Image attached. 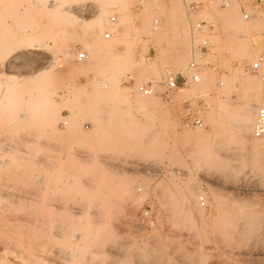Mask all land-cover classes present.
Wrapping results in <instances>:
<instances>
[{
    "label": "rangeland",
    "instance_id": "374dc122",
    "mask_svg": "<svg viewBox=\"0 0 264 264\" xmlns=\"http://www.w3.org/2000/svg\"><path fill=\"white\" fill-rule=\"evenodd\" d=\"M2 1L0 6L6 2ZM22 1L9 0L4 5L15 9ZM97 2L88 0L84 9L78 7L75 16L79 15L72 21H55V35L47 40L49 48L20 45L14 55L25 54L26 59L10 65L7 58L0 57V76L24 79L47 66L50 58H56L53 70L71 79L64 75L65 84L70 81L69 88L76 83L87 89L60 114H71L77 104L85 107L76 117L88 132L53 134L21 123L9 129L0 121V144L5 146L4 151L0 148V161L7 164L0 167V252L5 251L0 253V264L13 260L15 264H264V151L252 150L238 141L232 134L235 128L227 125L221 127L227 130L226 136H219L212 144L200 139V135L214 131L210 103L222 88V77L231 78L226 81L224 93L232 103L224 115L235 122L247 100L248 88L241 74L259 79L264 72L251 71V62L241 55L247 41L255 38L261 46L258 54L264 55V0H228L227 6L218 0H122L118 6H109L110 11L102 18L100 39H94L77 21L90 22ZM191 5L197 8L192 11ZM229 10H233L232 16L241 15L256 25L250 30L242 23L246 25L234 26L231 35L225 34L224 22L228 18L224 14ZM4 15L6 24L11 22L17 29L16 22ZM112 16L115 22H111ZM48 17L41 14L44 22L49 21ZM200 21L205 22L203 31L196 29ZM109 26L125 33L126 41L119 39L122 35L115 36ZM4 30L0 34L7 35ZM245 31L247 36L238 39L237 35H246ZM106 32L110 33L108 38ZM214 36H219L220 42ZM205 41L207 47L200 48ZM102 42L106 49L101 47ZM78 51L87 53L94 68L70 74L67 69L78 63ZM182 57L185 61L177 63ZM110 58L131 60L118 73L122 87L135 83L153 87L155 99L147 109L130 106L122 97L104 103L89 96L92 82L96 80L103 86L110 81L104 76ZM137 62L155 64L153 72L139 71ZM190 62L195 63L193 69L189 68ZM203 70L213 72L209 91L177 101V91L167 90L168 77H176L178 87L187 90L195 83L192 76ZM30 89L34 91L35 85ZM69 90L58 89L53 98H64ZM259 100L260 97L256 106ZM188 107L195 109L202 126L183 125ZM166 112L172 114L171 119L165 118ZM57 126L63 129L62 120ZM184 128L196 138L182 139L179 134ZM17 163L21 168L10 169ZM61 172L68 173L66 178L74 181L59 183ZM190 190L204 192L202 209L190 196ZM144 210L149 211V218L140 225L137 217ZM33 227L38 232L32 231ZM46 231L53 234L47 241ZM87 231L93 236L92 247L79 246L83 257L67 258L71 241L82 243L76 236ZM41 233L45 235L43 239ZM88 251L92 253L86 255ZM30 252L38 255L31 258ZM97 252L99 257L94 254Z\"/></svg>",
    "mask_w": 264,
    "mask_h": 264
},
{
    "label": "bare ground",
    "instance_id": "6f19581e",
    "mask_svg": "<svg viewBox=\"0 0 264 264\" xmlns=\"http://www.w3.org/2000/svg\"><path fill=\"white\" fill-rule=\"evenodd\" d=\"M8 1L9 0H6L7 3H8ZM20 1H22V0H20ZM23 1H22V4H20L19 7H16L15 9H10V5H4L6 2L3 4V6H2V4L0 6V8L2 7L0 9V23H1L0 26H2V27H0V30L2 31V28H3V30L5 29L4 31L7 32V35L0 34V35H2V36H0L2 38V39L0 38V57L3 56L2 57L3 59L7 58L6 60H7V63L9 65L11 63L13 64L14 62L16 63L18 61H22V60L26 59L25 54L14 55L15 49H17V47L20 45H24V44L29 45L31 47H34L35 49H39L40 47H42V49L43 48H49L50 46L48 47L47 40L52 38L55 35V31L53 30L55 21H57V20L62 21V22L72 21L75 17H78V15H79V14L78 15L76 14V16H75V12H76L75 10L78 7L79 8L82 7L84 9V7H86L85 5L88 2V0H23ZM121 1L122 0H98L96 5H94L95 16L90 22L83 24L82 21L81 22L77 21V19H76V21L79 25L83 26L86 29L89 36H93L94 39H98V38L100 39L99 33L101 32V29L103 27V23H102L103 16L110 11V8H109L110 5H117L118 6V4ZM218 2L220 3V0H218ZM13 3H15V2H13ZM225 3L226 4L224 6H227L228 0H225ZM212 6H214V8H215V4L212 3ZM123 10H124V8L121 9V12H123ZM1 11H2V13H1ZM4 14H6V16L9 15L10 19L12 18L13 19L12 21L16 22V24L18 25L17 29L19 30L21 35L18 34L19 33L18 31H17L18 35L14 32L17 29L14 26L15 27V30H14V28L10 25L11 22L9 23V25L6 24V20H4V16H5ZM41 14L47 15V17L49 16L48 17L49 21H47V22L42 21ZM232 14H234L233 10H229V11L225 12V14H224L228 18L224 22L225 27L223 28V32L225 34L230 33V31H231L230 29H232V27L241 25L242 23H246L250 30H251V28H253L256 25V24H252L249 21H246L245 19H243L241 17V15L236 14V15L232 16ZM126 18H128V17L126 16ZM122 20H124L123 17H121L120 23H122ZM115 21H116V18H115ZM246 24H244V25H246ZM244 25L242 24V26H244ZM55 28H56V26H55ZM58 28H60V27H58ZM108 28L113 32V34L115 36L122 35L121 37H119L120 40L126 41V38L124 37L125 33L120 34V30L117 29L116 27L109 26ZM66 31L68 32L67 29H66ZM66 31H65V33H66ZM244 33L246 34V31ZM240 34H241V32H240ZM230 35H231V33H230ZM3 36L4 37L6 36V37L3 39ZM242 36L245 37V36H247V34L246 35H237L238 39H239V37H242ZM86 38L87 37H85L84 39H86ZM223 38H225V37H223ZM84 39H83V41H84ZM214 40H216L217 42H220L219 36H214ZM252 40H253V42L247 41V47L241 54L244 59L251 62V65L254 62H256L258 60V58L261 56L258 54L261 50L259 39L255 38ZM216 41H215V43H216ZM102 43H103V45L101 47L106 49V43L105 42H102ZM204 43L207 44V41H205ZM92 50H93V53L96 52L95 48H93ZM46 53H49V52H46ZM85 55L86 56L84 59L78 60V63L76 65H73L67 69V72L70 74L79 75L82 73H87V71H89V70H92L94 68V66L89 62V59L87 58V53H85ZM124 56H125V54H121V57H124ZM197 60H198V58H197ZM47 61H48L47 66H45L42 69L37 70V72H35V74H32L34 76L33 77L30 76V77H28V79L17 78V77H14L11 75H6V74H4L3 76H0V121L2 122V125L4 127L10 129L12 127L14 128L15 125L20 124V123L23 125L25 124L24 127H26L27 124H32L36 127H41L45 130H48L53 134L60 132L59 134H61V135H69L73 131L78 130L80 132V134L87 135L88 132H86V130L83 129V127L81 126L80 119H78L76 117L81 112V110L83 108V106H81L80 104H77L78 101H77V103H75V104H77L76 109L73 111V109H74L73 108L72 109L73 112L71 114L66 115V116H62L60 114L61 109L68 107L71 100L75 99V102H76V97L78 95L80 96V93L85 92L87 90L86 87H81L78 84L73 83V85H71V87H70L71 90H69L70 94L68 96H65L64 98H61L59 100L54 99L53 94L57 93L58 89H64V90H67V92H68V89H70L68 86V84H70V81L67 84H65L66 81H64V79H65L64 75L66 76V74L57 72V71H55V69L53 70V68H52L53 65L57 64V62H58L56 58L52 57ZM130 61L131 60L123 62V61L116 59V58H110L109 63H108L107 72H106V70L104 71V76H107L110 81L103 86L101 85V83L100 84L97 83L96 80L94 82H92L94 87L89 92V96L92 98H100V99H102V102H104V103H107L108 100H115L117 98L122 97L123 99H125L126 101L129 102L130 106L134 105V106L138 107L139 110H142V109L146 108L147 106H149L150 103H152L155 99L154 89H153L152 94L144 95L141 92H139V90L137 88L139 85L137 86L136 85L137 83H135L131 87H126V88L122 87L119 84L118 73L124 67H126L130 63ZM184 61H185V59L182 57V58H179V60H177V63L182 64ZM191 63H193L194 65H195V63L194 62L189 63V68L193 69V67H190ZM154 66H155V64H153V63H150V64L145 63L144 64L143 62H137L135 64V67H137L139 69V71H143V72H147V73L153 72L152 69L154 68ZM258 71H264V61L261 62L260 69ZM1 72H2V70H1ZM99 72H101V71L99 70ZM100 74L103 75V72ZM68 77H67V79H68ZM195 77H196V79H195ZM169 78H172V76L168 77L167 80ZM212 78H214V77H213V72L211 73V70L197 71L196 75L192 76V79H193V81H195V83H192L193 85H190L189 89L184 90V89L179 88L177 86L173 90H168V91L176 90L177 94L175 95V99L177 101H182L185 98H188L191 96H196L197 94H199L201 92L209 91L210 82H212ZM234 78H236V77H234ZM237 78H238V76H237ZM241 78H242L244 84L247 86L248 91H247V93L245 92L247 94V100L244 104H242L243 105L242 111H241L242 113L240 114V112H239L240 116L237 114L238 118L234 122L232 120L230 121L229 119H227L228 117H226L224 115V112L227 109V106L232 102L231 101L229 102L230 97L228 95L225 96V93H224L225 92L224 87L228 83L226 81H227V79H229L228 81H230L231 78L227 77V76H223L221 79V83H220L222 88L218 89L216 91V94L213 98V101L210 103V105H211L210 106V114L212 115L211 118L213 119V120H211V121H213L212 129H214V131L212 130V132L210 131V132H206L205 134L200 135V139L204 140L208 144H212L214 142V140L216 138H218L219 136L220 137H221V135L226 136L227 130L225 128H221V127H224L227 125V127H234L235 128V133L233 132L232 134H233V136H236L238 141L240 140L243 144L247 145V147H249L252 150H255V151L263 150L264 151V133L259 135V136L255 135L253 133V128L255 125V121H256V117H257V110H258V106H259V104H257L258 106H256V103H257V99L259 97L261 100L260 76L258 79V77L255 75L253 76L250 74H246V75L241 74ZM232 80H233V77H232ZM32 85H35L34 91H31V89H30V86H32ZM165 91H167V90H165ZM129 92L130 93L132 92L133 95L130 96L131 94L129 95L128 94ZM59 98H60V96H59ZM260 100H259V103H260ZM225 101L227 102V105H226ZM73 104H74V102H73ZM101 105H104V104H101ZM92 109H94V108H92ZM100 110H103V108H101V106H100ZM106 110H107V108L105 109V107H104L105 112H107ZM109 110H110V108H109ZM112 111H114L113 107H112ZM164 115H165L166 119H168V120L171 119V115H172L171 113L166 112ZM235 117H236V115H235ZM58 120H62V122H63V129L62 130H59V127L57 126ZM121 124H124V123H121ZM202 125L203 124L196 125V126H202ZM220 128L222 130H219ZM216 129H218V130H216ZM201 131H203V130H201ZM67 133H69V134H67ZM179 135L181 136L182 139H185V138L186 139H192V138L194 139V138H196V137H194L195 134L185 130V128L181 132V134H179ZM22 138L25 139V137H22ZM1 147L3 150L4 149L3 147H5V146L1 145L0 148ZM19 151L21 152V150H19ZM174 155H176V154H174ZM26 163H28V162H26ZM4 164H5V162L0 161V167H4L5 165H7V164H5V165ZM26 167H25V169H26ZM15 168L19 169V168H21V165H19V164L18 165H12V166L10 165V169H15ZM175 170L172 171V173L173 172L175 173L176 172ZM22 172H23V166H22ZM66 175H68V173H62L61 172L62 178H60L59 179L60 182H59V180H58V182L64 184V183H70V182L74 181L72 179L66 178ZM16 177H18V176H16ZM51 184H53V180H52ZM189 192H190V196L194 197V199L196 201V205H198V207L200 209H202V205H204V194H203L204 192H202V191H191V190ZM95 207H96V204H95ZM68 214H69V212H68ZM24 215H28V214L26 213ZM34 217H36V216H34ZM148 218L149 217H147L146 220ZM28 221H34V219L33 220H27V222ZM68 221H71V220H68ZM137 221L139 223L138 219H137ZM57 222H59V221H57ZM24 223H25V221H24ZM39 223H40V221H39ZM70 223L74 224L72 222H70ZM65 224L67 225V224H69V222L65 223ZM139 224L142 225L141 223H139ZM26 225H27V223L25 224V227H26ZM76 225L77 224H75L73 226H76ZM67 226H69V225H67ZM36 229H37L36 227H33L32 231L33 230L36 231ZM48 229H49V227H48ZM55 229H57V228H55ZM59 229L60 228H58V230ZM64 229H66V227ZM41 230H43V229L41 228ZM67 230H68V228L66 229V231ZM36 232H38V231H36ZM44 232H45V229H44ZM26 233H28V230H27V232H25V235H26ZM46 233H47L46 234L47 236H46L45 241L49 240L50 236L53 235L52 233L50 234V231L49 232L46 231ZM63 233H64V231L62 232V234ZM35 235H37V234H35ZM42 235L43 234L41 233V236ZM31 236H33V235H31ZM39 236H40V234H39ZM43 236H45V235H43ZM43 236H42V239H43ZM54 236H56V235H54ZM92 238H93V236L90 235L89 232L82 234V235H77L76 239L77 240L82 239V243L71 241V243L69 244L71 247V250H69L65 254V256L67 258L73 257V256L78 257L80 255H81V257H83L82 256L83 249L81 252V251H78L77 248H79V246H81V248H83V247L87 248L91 244L90 241ZM18 240H20V239H18ZM35 241H37V240H35ZM35 241H34V243H35ZM39 241H40V243H42L41 239H39ZM24 242L25 241L23 240V243ZM31 242H32V240L30 241V244H31ZM43 242H44V240H43ZM97 242H99V240ZM40 243H39V245H40ZM37 244H38V242H37ZM50 244H52V243H50ZM96 245H97V243H96ZM96 245L94 244L93 246L95 247ZM34 246L36 247V250H38V251L40 250V249H38V247L35 244H34ZM52 246H54V245L52 244ZM40 247H41V245H40ZM97 247H99V246H97ZM28 249H30V247ZM56 249H57V247H56ZM98 249L100 252L101 249L100 248H98ZM98 249H97V251H98ZM9 251H11V250H9ZM92 251H95V250H92ZM3 252L5 253V251H3ZM84 252H86V251H84ZM4 253H1V254H4ZM90 253H92V252H90ZM90 253L88 251V254H86V255H90ZM94 254H96L98 257L100 256V254L98 255V252L94 253ZM37 255L38 254L36 252H30L31 258H33ZM86 257H88V256H86ZM4 258H2V259H4ZM67 258H64V259L68 260ZM93 258H95V257L93 256ZM79 259H81V258H79ZM84 259H86V258H84ZM49 260H51V259H49ZM81 260H83V258ZM0 262H2V261H0ZM81 262H82L81 264H83V261H81ZM86 262H88V261L86 260ZM15 263L16 262L13 260L11 262L6 261L4 264H15ZM71 263H72V261H71ZM20 264H22V262H20Z\"/></svg>",
    "mask_w": 264,
    "mask_h": 264
},
{
    "label": "built area",
    "instance_id": "2783aa9c",
    "mask_svg": "<svg viewBox=\"0 0 264 264\" xmlns=\"http://www.w3.org/2000/svg\"><path fill=\"white\" fill-rule=\"evenodd\" d=\"M220 4L221 5H225V0H220ZM197 8L196 5H191L190 9L192 11H194ZM112 22H115V17L113 16L111 18ZM205 28V22L204 21H200L197 23L196 25V29L199 31H203ZM110 35V33L106 32L105 33V37L108 38ZM206 43H203L201 45L200 48H206ZM85 53L82 51H78L76 52L75 58L77 60H82L85 58ZM264 61V56L261 55L258 60L256 62H254L251 66H250V70L257 72L260 69V64L261 62ZM195 65L193 63L190 64V67H194ZM196 79V77H195ZM178 80L176 77H172L169 78L166 81V86H167V90H173L174 88H176L178 86ZM260 84H261V100L258 106V110H257V117H256V121H255V125L253 128V133L257 136L261 135L264 133V73L260 75ZM139 92H141L144 95H150L153 93V88L150 84H141L138 87ZM182 123L184 126L186 127H191V126H196V125H201L202 122L199 118H197L195 116V109L193 107H188L187 111L185 112V114L182 117ZM149 216V211L148 210H144L143 213H140L139 216L137 217V219L139 220V223H141L142 225H144L146 223V218Z\"/></svg>",
    "mask_w": 264,
    "mask_h": 264
}]
</instances>
